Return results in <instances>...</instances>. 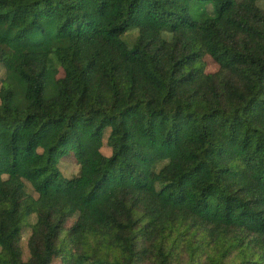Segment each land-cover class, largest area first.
<instances>
[{
    "label": "trees",
    "instance_id": "16d2710c",
    "mask_svg": "<svg viewBox=\"0 0 264 264\" xmlns=\"http://www.w3.org/2000/svg\"><path fill=\"white\" fill-rule=\"evenodd\" d=\"M0 68V264H264V0H0Z\"/></svg>",
    "mask_w": 264,
    "mask_h": 264
},
{
    "label": "rangeland",
    "instance_id": "374dc122",
    "mask_svg": "<svg viewBox=\"0 0 264 264\" xmlns=\"http://www.w3.org/2000/svg\"><path fill=\"white\" fill-rule=\"evenodd\" d=\"M213 11H214V7L211 2L194 1L190 4L188 15L191 18V20L202 21L204 19L212 18L214 16ZM137 34L138 32L136 29L130 30L124 36H122V40L125 41V43L127 44L129 48H132V46L135 43ZM205 70L206 72H214L217 70V65L214 64L210 58H206L205 59ZM3 72L4 70L0 68V78L3 75ZM47 92H50V90H48ZM21 102H22L21 97H18L17 99H15L16 104H21ZM109 132H110V128H106L103 133V147L101 149V152L105 156H109L111 154L110 149L106 146V141H107ZM59 169L63 177L68 178V179L75 177L79 171V167L72 154L67 155L60 161ZM2 178L5 179L6 176L3 175ZM26 186H27L28 193L32 197L36 198L37 195L33 192L31 186L28 183H26ZM34 222H35V213L31 211L27 217V224H33ZM29 234H30V229L29 227L25 225V229H23L22 242H21L24 259H27L29 256L28 250H27V239L29 237Z\"/></svg>",
    "mask_w": 264,
    "mask_h": 264
}]
</instances>
